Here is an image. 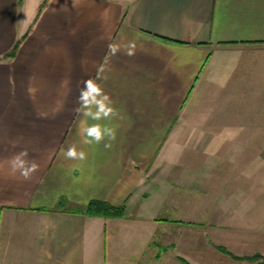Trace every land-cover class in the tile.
I'll use <instances>...</instances> for the list:
<instances>
[{
    "label": "crops",
    "instance_id": "0c3cea01",
    "mask_svg": "<svg viewBox=\"0 0 264 264\" xmlns=\"http://www.w3.org/2000/svg\"><path fill=\"white\" fill-rule=\"evenodd\" d=\"M102 64L118 115L101 123L117 135L89 146L75 109ZM72 144L86 159L63 155ZM25 149L28 180L10 164ZM263 170L264 0H0V264L231 258L219 248L254 237L248 213L264 202L207 190H252ZM95 201L126 218L79 214Z\"/></svg>",
    "mask_w": 264,
    "mask_h": 264
},
{
    "label": "clouds",
    "instance_id": "9594fccd",
    "mask_svg": "<svg viewBox=\"0 0 264 264\" xmlns=\"http://www.w3.org/2000/svg\"><path fill=\"white\" fill-rule=\"evenodd\" d=\"M136 42L132 40L124 49L125 54L132 56L135 54ZM119 44L109 45V55L114 56L120 52ZM105 66L102 64L94 78L83 81V87L77 97V107L75 112L81 117L78 122L77 133L82 137L84 145H99L105 141H114L117 135V128L110 123L101 121H111L118 115L114 102L110 95L104 90L102 83L98 82L106 77L103 75ZM89 121H92L91 123ZM105 147H111V143H105ZM63 155L68 159H86V152L78 150L75 144L69 146ZM27 150L15 154L10 161L13 173L18 172L25 180L31 179L39 166L34 161L27 160Z\"/></svg>",
    "mask_w": 264,
    "mask_h": 264
},
{
    "label": "rangeland",
    "instance_id": "374dc122",
    "mask_svg": "<svg viewBox=\"0 0 264 264\" xmlns=\"http://www.w3.org/2000/svg\"><path fill=\"white\" fill-rule=\"evenodd\" d=\"M261 111V110H260ZM260 115V114H259ZM257 116V115H256ZM262 117V115H261ZM255 133L257 131H254ZM259 145H257V147H259L261 144L258 143ZM230 174V173H229ZM232 176H234V174H230ZM238 175V174H237ZM254 183H253V187L252 190L250 189H245L243 187V185L241 183H239L238 181L234 182V183H225V182H221L220 184L218 183V186L215 187V189H210V190H207L208 193H209V197H211V199H225L226 197H231L233 196L235 193H237L235 196H237L238 198L239 197H247L250 198L252 197L253 199H257L258 202H264V170L263 172H260V173H254ZM242 187V188H240ZM149 203L151 204L152 201ZM153 204V203H152ZM223 206V205H222ZM222 206L220 205H209V206H206V209L209 210L208 212H211L212 214H217L219 215L221 212V208ZM143 208H148L150 207L149 204L148 205H144L142 206ZM195 206L193 205H189V211L190 213H195L196 211H194L195 209L193 208ZM234 207V206H233ZM237 208L239 206H236ZM142 208V212H148V213H153V210L155 212H157L159 206L156 204V205H153V207L151 208L152 210H149V211H145L144 209ZM260 210H264V205H257V207L251 211V213H248L249 210L247 211L248 214H250L249 216V220L250 221V227L253 228L254 225H256L255 229H257V233L255 234V230L252 229L253 233H254V237H251V236H247L246 238H244V242H243V245L239 246V249H232L233 250V253L234 255H240V256H245V257H254L255 255H261L264 257V251L261 250L260 251V246L258 247V244L259 243H254L255 241V235L257 236V239L259 238L261 240V245L264 246V211L260 213ZM210 213V214H211ZM150 215V214H149ZM253 216L255 218H253ZM258 216V217H257ZM164 217H168L164 214ZM250 234V233H249ZM207 240V238H206ZM207 242V241H206ZM224 247V246H223ZM222 248V247H221ZM256 250V251H255ZM195 252V251H194ZM222 254H224L222 251H221ZM229 253V252H228ZM226 256H229L231 255L230 257H236L234 256L233 254L229 253V255L227 254H224ZM211 259H210V257ZM208 254H205V258H200L198 261V264H241L240 262L236 263L234 258H228V257H222V258H225V259H222V260H217L216 257L214 255H209ZM262 257V258H263ZM240 258H244V257H240ZM264 259H257L255 260V262H251V261H247L246 263L244 264H257V263H263ZM236 261H240V260H236ZM235 262V263H234ZM195 264V263H194Z\"/></svg>",
    "mask_w": 264,
    "mask_h": 264
},
{
    "label": "trees",
    "instance_id": "16d2710c",
    "mask_svg": "<svg viewBox=\"0 0 264 264\" xmlns=\"http://www.w3.org/2000/svg\"><path fill=\"white\" fill-rule=\"evenodd\" d=\"M44 7L46 6V3H44L43 5ZM42 7V9L44 8ZM42 10L40 11L41 14ZM20 43H18L14 49L12 50L11 53L7 54L6 58L8 59H12L15 57L18 49H19ZM126 212H127V208L126 207H120L119 209L116 207H113L107 203L104 202H92L88 208H86L83 211H79V214H82L84 216L90 217V218H102V219H125L126 218ZM220 251H222L224 254L229 255L228 251L225 250L224 248H219ZM231 256V255H229ZM261 255H255L254 257H244V258H240V257H232L235 260H240V261H251V262H255V260L261 258L264 259V257ZM264 261V260H263ZM185 264H188L187 262H185ZM257 264H264L263 263H257Z\"/></svg>",
    "mask_w": 264,
    "mask_h": 264
}]
</instances>
